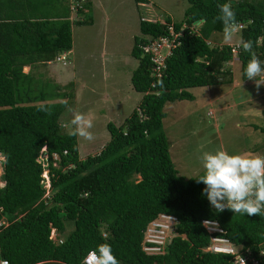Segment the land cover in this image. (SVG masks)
<instances>
[{
	"label": "trees",
	"instance_id": "1",
	"mask_svg": "<svg viewBox=\"0 0 264 264\" xmlns=\"http://www.w3.org/2000/svg\"><path fill=\"white\" fill-rule=\"evenodd\" d=\"M185 2L177 21L137 12L129 83L140 97L119 125L105 122L100 148L79 158L76 136L61 127L67 108L60 101L69 106L72 82L59 84L37 68L66 59L70 25L90 24L89 1L0 0V154L7 157L0 166V258L6 264H82L100 243L111 246L120 264H229L245 250L246 264H264V215L217 212L195 179L200 171L177 174L161 110L164 103L191 100L189 88L231 83L225 64L232 52L237 82L254 84L243 76L248 53L235 42H209L213 33L223 34L217 4L229 2L240 29L236 39L251 40L264 66V0ZM161 36L172 46L157 65L141 46ZM39 103L51 105V115L38 111ZM251 126L264 139V125ZM159 214L174 223L163 252L149 255L141 248L143 232ZM202 219L215 221L222 233H207ZM50 229L58 237L51 239ZM211 235L226 238L235 252L204 250Z\"/></svg>",
	"mask_w": 264,
	"mask_h": 264
},
{
	"label": "rangeland",
	"instance_id": "2",
	"mask_svg": "<svg viewBox=\"0 0 264 264\" xmlns=\"http://www.w3.org/2000/svg\"><path fill=\"white\" fill-rule=\"evenodd\" d=\"M88 1L90 24L70 25L71 46L66 59L37 68L43 77L48 76L59 84L71 80L69 107L94 117L91 131L95 139L87 141L76 136L79 158L96 152L107 139L105 122L119 125L140 97L129 83L130 72L136 65L128 52L132 35L137 33V12L140 11L143 19L161 21L168 16L177 21L187 5L185 0H146L137 5L133 0ZM236 40L234 37L233 43ZM223 43V34L213 33L209 44ZM225 65L232 72L233 80L228 85L192 87L188 89L193 95L191 100L162 105L167 150L178 175L189 177L200 171L196 153L202 143L209 149L223 148L230 153L264 154V139L259 141L262 133L251 126L264 125V120L259 118L264 111V85L257 88L255 83L237 82L233 52ZM26 69L24 66L21 70ZM241 93L247 97H241ZM70 119L71 114L65 109L61 121L66 123ZM54 233L50 229L49 237L53 238Z\"/></svg>",
	"mask_w": 264,
	"mask_h": 264
},
{
	"label": "clouds",
	"instance_id": "3",
	"mask_svg": "<svg viewBox=\"0 0 264 264\" xmlns=\"http://www.w3.org/2000/svg\"><path fill=\"white\" fill-rule=\"evenodd\" d=\"M217 8L216 20L223 26V40L232 46L234 37L240 31L236 14L229 2L218 3ZM235 47L249 54L243 66V76L252 80L257 88L264 85V66L253 50V42L241 36L235 41ZM60 103L71 114V119L61 124L67 130V135L93 141L95 137L91 130L94 117L69 107L66 99ZM35 107L46 115L52 113L49 104L39 103ZM196 160L200 174L195 179L204 185L202 194L217 212L230 210L248 216L264 215V154L251 151L230 153L223 148L209 149L202 143L197 149ZM4 164H7V157L0 154V166ZM85 254L82 264H120L108 243H100Z\"/></svg>",
	"mask_w": 264,
	"mask_h": 264
},
{
	"label": "built area",
	"instance_id": "4",
	"mask_svg": "<svg viewBox=\"0 0 264 264\" xmlns=\"http://www.w3.org/2000/svg\"><path fill=\"white\" fill-rule=\"evenodd\" d=\"M170 33V27H168ZM171 40L165 37H159L156 41H151L149 45L141 46L142 51L150 53V60L154 64H160L163 54L166 53L171 47ZM164 49V51L162 50ZM62 55L58 58L62 59ZM174 218L168 214H159L155 220H151L144 229L143 232V243L141 248L146 254H160L163 252V244L165 239L170 235V229H172ZM201 226L209 234L211 233H222V230L217 226L215 221L209 219H202L200 221ZM5 222L0 219V227L4 226ZM204 250L212 252H224L232 253L235 252L230 243L226 238L218 235H211L209 243L204 247ZM245 254H233V257L229 264H246L245 261L249 260L248 251L245 250ZM261 254L262 251H259ZM86 255V254H85ZM84 255V256H85ZM0 264H6L4 259L0 258ZM252 264H256L253 259Z\"/></svg>",
	"mask_w": 264,
	"mask_h": 264
},
{
	"label": "crops",
	"instance_id": "5",
	"mask_svg": "<svg viewBox=\"0 0 264 264\" xmlns=\"http://www.w3.org/2000/svg\"><path fill=\"white\" fill-rule=\"evenodd\" d=\"M69 0H67L68 3ZM239 94V93H238ZM242 94V93H241ZM247 97V95H244V93L241 95V97ZM259 114V113H258ZM260 119L264 120L263 118H261V116H259ZM263 140V137L259 139V141Z\"/></svg>",
	"mask_w": 264,
	"mask_h": 264
}]
</instances>
